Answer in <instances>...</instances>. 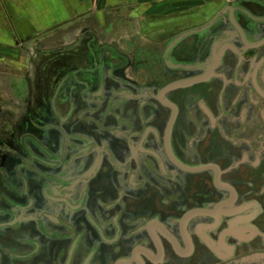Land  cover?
I'll list each match as a JSON object with an SVG mask.
<instances>
[{
  "label": "flooded vegetation",
  "instance_id": "1",
  "mask_svg": "<svg viewBox=\"0 0 264 264\" xmlns=\"http://www.w3.org/2000/svg\"><path fill=\"white\" fill-rule=\"evenodd\" d=\"M131 4L22 45L32 93L0 94V264H264V0Z\"/></svg>",
  "mask_w": 264,
  "mask_h": 264
},
{
  "label": "rangeland",
  "instance_id": "2",
  "mask_svg": "<svg viewBox=\"0 0 264 264\" xmlns=\"http://www.w3.org/2000/svg\"><path fill=\"white\" fill-rule=\"evenodd\" d=\"M20 3V11H24L26 13L29 12L30 9H33V11L36 13V17L41 18V20L44 21L45 24V28L43 30H49V32L45 33L41 38L46 41V42H56V44H58V42L60 43V45H63L66 41L69 40V30H73L76 28L77 24H73L75 25L70 26V23H65L66 21L78 16V15H82L85 13H88L89 15H99V14H109V13H113L116 11H120L123 10L124 12L127 11V9H131L132 4H130V2L135 3L134 7L135 11H132V13H140L139 8H143V6L138 7L137 6V1L135 0H122L123 3L120 4H116L117 0H66V4L63 2V0H47L49 3L53 4V7L57 9V19L55 21H51V22H46V15L50 14L47 13V10L50 9V7L48 8V6L45 5L46 0H18ZM22 1V3H21ZM119 1V0H118ZM198 0H194V3L192 4L193 6H191L192 8L194 7V9H197L199 7V5H195L197 4ZM200 3H204L202 0H199ZM36 2V5H33ZM115 3V4H114ZM143 3V2H142ZM157 2L155 1H150L147 0L146 1V5L147 6H155V8L157 11L155 14H159L158 12H160V14H166L165 12H168L170 10V8H175V5L171 6L168 5V7H158L156 6ZM185 3H187V1H185ZM207 3V2H206ZM68 4V5H67ZM113 4V5H112ZM124 5V6H123ZM139 5V3H138ZM142 5V4H140ZM144 5V4H143ZM202 6V5H201ZM190 7L188 5H179L177 8L181 9L182 8H187ZM161 9V10H160ZM180 10V11H181ZM137 11V12H136ZM142 12V11H141ZM144 13V12H143ZM110 20V19H109ZM0 23L3 24V26L6 27L4 20L2 18V14L0 11ZM99 30H103L106 31V33H109L110 36H113L112 33L114 32L116 34V36L121 35L125 38L128 37V35L131 34H135L136 33V22L135 21H130L126 23V26L121 28V27H117L114 29L113 24L109 21V25L108 27H100ZM114 30V31H113ZM128 31V33L125 32ZM26 32V31H25ZM28 34V33H27ZM26 34L25 37H22V39L27 40L29 39V37ZM107 35V34H106ZM108 35V37H109ZM107 37V36H106ZM27 42V41H26ZM25 45H29L28 43ZM31 57L34 56L31 51H29L28 53ZM27 59V58H26ZM25 58L22 60H26ZM27 61V60H26ZM5 66L0 65V94L1 95H11L12 97H14V95L16 96V94H27V93H32V88L30 86L31 83H28L26 80H21L19 78H16V76H12L10 75L11 73H16L17 71L14 69L13 66H8L7 68L3 69ZM9 68V69H8ZM7 73V74H6ZM19 88V91L16 88Z\"/></svg>",
  "mask_w": 264,
  "mask_h": 264
},
{
  "label": "crops",
  "instance_id": "3",
  "mask_svg": "<svg viewBox=\"0 0 264 264\" xmlns=\"http://www.w3.org/2000/svg\"><path fill=\"white\" fill-rule=\"evenodd\" d=\"M135 1H137L136 4L138 7L143 6V8H139L140 13L157 12L155 11L157 10L155 6L152 5L151 7L145 4L147 0H135ZM150 1L157 2L155 5L163 8L168 7V5L171 6L175 5V8L174 9L170 8L168 12H165L166 14H174V13H182V12L186 13L194 9V7L193 8L191 7L193 6L192 4L194 3V0H150ZM185 1H187V3H185ZM202 1L206 3L210 0H202ZM63 2L65 4L67 3L66 0H63ZM116 2L122 3L123 1L117 0ZM204 3L202 2L200 3V1L198 0L197 4L195 5H199V7H201V5H203ZM33 5H36V2ZM45 5L48 6V8L50 7V9L47 10V13L50 14L46 15L45 21L46 22L55 21L58 17L57 9L54 8L53 4L49 3L47 0L45 2ZM179 5H188L190 7H187L186 9L182 8L181 10L177 8ZM19 6L20 3L18 0H0V11L4 23L6 25L5 27L3 26L2 23H0V65L5 66L3 69L11 65L14 67L16 71L18 68L21 67L22 63L24 62V60H22L23 58L21 57V54H22V45L23 44L25 45V40L22 39V37H25L27 33L28 36H33L34 33L44 31L43 29L45 28V25H47L44 23L43 20H41V18L36 17L37 15L33 11V9H30L29 12L26 13L22 10L20 11ZM158 13L160 14V12ZM12 76L14 75L12 74Z\"/></svg>",
  "mask_w": 264,
  "mask_h": 264
}]
</instances>
